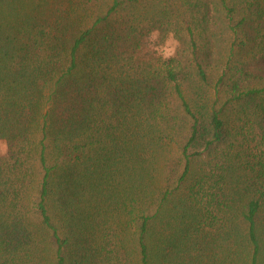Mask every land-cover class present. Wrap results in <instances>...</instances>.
<instances>
[{
	"label": "trees",
	"instance_id": "obj_1",
	"mask_svg": "<svg viewBox=\"0 0 264 264\" xmlns=\"http://www.w3.org/2000/svg\"><path fill=\"white\" fill-rule=\"evenodd\" d=\"M0 139V264H264V0H0Z\"/></svg>",
	"mask_w": 264,
	"mask_h": 264
},
{
	"label": "clouds",
	"instance_id": "obj_2",
	"mask_svg": "<svg viewBox=\"0 0 264 264\" xmlns=\"http://www.w3.org/2000/svg\"><path fill=\"white\" fill-rule=\"evenodd\" d=\"M145 51L154 53L161 60L173 58L179 48V41L174 32H168L161 41L159 29H152L145 37ZM8 143L6 140H0V156H7Z\"/></svg>",
	"mask_w": 264,
	"mask_h": 264
},
{
	"label": "rangeland",
	"instance_id": "obj_3",
	"mask_svg": "<svg viewBox=\"0 0 264 264\" xmlns=\"http://www.w3.org/2000/svg\"><path fill=\"white\" fill-rule=\"evenodd\" d=\"M0 140H4V139H0Z\"/></svg>",
	"mask_w": 264,
	"mask_h": 264
}]
</instances>
